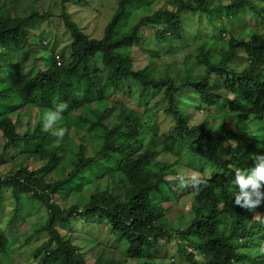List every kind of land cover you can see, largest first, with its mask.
I'll return each instance as SVG.
<instances>
[{
    "label": "trees",
    "instance_id": "1",
    "mask_svg": "<svg viewBox=\"0 0 264 264\" xmlns=\"http://www.w3.org/2000/svg\"><path fill=\"white\" fill-rule=\"evenodd\" d=\"M70 1L86 0H62L59 21L71 35L69 58L66 61L57 58L54 52L47 68L26 72L21 70L20 63L13 62L12 53L14 50L24 54L33 52L29 36L34 35L31 29L42 15L38 11L21 15L12 11L15 0H0V93L11 90L6 95L9 102L0 101V139L4 141L0 154L3 169H0V208L4 205L1 201L4 189L11 190L19 201L23 193L32 192L45 203L48 219L35 232L47 233L48 239L31 246L35 264H88L87 251L75 243V233L64 234L57 224L77 217L91 222L93 215H99V224L108 222L111 233L121 235L123 254L135 261L132 264H173L171 260H160L159 250L164 239L176 247L182 264H264V253L259 251L264 244V199L252 209L236 205L239 186L234 184L237 170L246 176L254 175L257 165L264 163V137H257L261 133L253 134L252 127L248 129L254 125L248 118L264 117V33L255 29L250 38L237 37L226 27L232 17L237 18L244 10L251 11L264 23V0H228L227 3L219 0L214 6L211 0H168L172 9L144 16L138 22L128 8L129 3L138 0H117L115 12L100 38L87 34L72 18L67 10ZM196 11L220 18L217 34L213 35L219 37L218 48L214 42L209 44L204 39L194 55H188L193 56V66H187L186 56L180 69L171 64L161 68L157 62L161 57L160 43H156L148 53L142 54L146 58L145 66L136 65L138 49L151 40L145 37V27H152L153 34L164 42L175 37L180 39L186 31L184 15ZM161 20H164L161 22L164 29L158 27ZM237 63H241L240 67ZM94 74H103L105 77H100L107 79L108 88L96 87ZM218 80L233 97H225L229 105L226 112L215 114L211 107L224 102L217 90L219 87H215ZM121 89L135 94L144 111L149 101L144 100L152 90L151 98L160 96L155 102L163 101L153 109L158 107L171 115L175 119L173 127L162 132L156 109L154 113L149 109L155 121L147 113L141 118L143 112L133 109L108 127L103 122L105 115L98 114L93 104ZM16 96L21 99L20 104L15 103ZM61 102L68 105L62 114L61 123L67 130L62 146L46 147L50 132L41 127V122L33 131L18 130L19 110L24 108L32 113L36 109L44 114ZM184 107L190 111L205 110L216 118H235L238 114L237 127L223 126L218 133L208 134L209 120L190 123L182 112ZM4 108L11 109L4 111ZM75 112L80 114L74 116ZM84 126H88L89 133L100 131L91 141L95 152L87 156L86 146L82 144L66 180L49 183L47 173L41 174L43 168L36 165L4 170L11 149L21 144L28 149L25 153L43 160L45 166H52L50 171L57 168L62 161L61 149L70 141L71 130ZM243 151L249 154L245 163ZM162 152L176 154L183 162L158 160ZM258 156L262 158L257 159ZM182 164L199 176L180 177L178 167ZM173 174L178 177L171 178ZM105 176L120 180L124 201H118L106 190L88 195L76 180L79 178L85 183ZM71 182L77 184L74 190H78L80 201L65 208L53 198L73 188ZM260 183L259 191L264 193V181ZM164 187L174 198L186 196L190 202L187 219H180L178 225L167 216L163 204L153 198V194H162ZM174 187L182 190L183 195L178 196L177 189L172 190ZM246 191L256 200L251 185ZM18 216L22 218L21 213L15 212L9 224ZM1 239L0 264H21L13 255L15 242ZM32 239L33 235L29 234L27 243ZM128 261L97 258L93 264H129Z\"/></svg>",
    "mask_w": 264,
    "mask_h": 264
},
{
    "label": "rangeland",
    "instance_id": "2",
    "mask_svg": "<svg viewBox=\"0 0 264 264\" xmlns=\"http://www.w3.org/2000/svg\"><path fill=\"white\" fill-rule=\"evenodd\" d=\"M15 2L12 11L20 13L21 15H27L33 11H38L42 17L39 19L40 21L37 22L35 27L31 29V33L34 35L32 37L29 36V42L32 44L31 49L33 52L24 54L23 51L17 52L14 50L12 53L13 62L17 64L20 63L22 71L27 72L29 69H32L33 72H35L37 69H45L51 64L54 52L57 57H62L66 61L71 54V35L67 31L64 23L59 21L61 18L60 14L63 11L62 0H15ZM222 2L227 3L228 0H222ZM116 3L117 0H86L85 2L80 1L77 3L70 1L67 4V10L87 34L92 37L100 38L103 36L106 24L115 12ZM211 4L212 6L218 5L219 0H211ZM128 8L133 11L134 20L138 22L144 16H152L160 11L172 9V5L168 3V0H138L129 3ZM184 16L186 24V31L183 34L184 37L180 39L179 37L172 38L170 42H164L163 40L158 39L156 35L153 34L154 30L152 27H145V37H151V40H149L144 47L138 49L139 53L137 52L135 60L137 66H145L146 58L142 54L148 53L156 43L157 45L160 43L159 49H161L162 58L159 57L157 62L161 68H168L169 64H171L176 66V69H180L182 60L189 54L194 55L199 43L204 39H206L207 42L209 41V44L214 42L215 47L218 48L219 37L214 38L213 35L217 34V26L220 25V18H217L215 14L208 17L202 11L187 12ZM161 22H164V20L159 21V25H157L164 29ZM151 23L155 24V22ZM226 25L228 28L227 31H230V34L237 35V37L242 36L250 38L255 29H259L260 34L264 33V23L261 20H257L249 10H244L237 18L232 17ZM230 34H227L228 37ZM222 36L227 37L226 35L224 36V33ZM151 43L152 45L148 46V44ZM185 59H187V66L194 65L193 56H188ZM243 62H245V58L242 59V64ZM240 65L241 63H237V66L240 67ZM100 76L105 77L103 74H94L96 87L101 89L108 88L107 79H103ZM216 83L215 87H219L217 90L221 93L224 102L221 105L211 107V111L215 114L224 113L228 110L229 106L225 97H230L232 99L233 95L225 91V88L222 87V81L218 80ZM149 91V94L146 95L144 100H149L146 104L145 111L144 106L139 104L135 94L125 93L126 90L124 89L118 91L115 90L110 93L108 96L109 98L104 97L102 100L95 101L93 109L97 111L98 114L103 113L105 115L103 122L108 127H112L120 120L122 115H126V113H129L133 109L138 112H143L141 118L147 113L151 121H155L153 113L156 109V118L163 130L162 132L165 133L173 127L175 119L171 115H167L163 110L158 109V107L163 104V101L155 102L160 96L153 99L151 98L153 91ZM10 92V89L3 90L0 93V101L4 103L9 102L6 95ZM21 102V99L16 96L15 103L20 104ZM155 106L158 107L153 109ZM10 109L11 108H4L3 110L10 111ZM149 109H151L153 113L150 112ZM182 112L186 119L192 124L204 123L206 121L205 119H208L209 122L206 124L208 134L218 133L223 126L232 129L237 127L236 117H238V114H236L235 118H216L212 114L208 115L205 110L190 111L186 109V107L182 108ZM79 114L80 112H75L74 116H78ZM42 117L43 114L36 109L31 113L23 108L18 111L16 118L17 128L21 133L33 131L40 122L43 124ZM248 120L254 124L250 125L248 129L251 130L252 127V129H254L253 134L261 133L260 136L257 137H264V117L257 118L253 115L248 118ZM62 121L63 118L61 117L60 121L53 124L52 127L47 130L50 132V135L45 142L47 148L56 149L64 143V136L63 138H57L52 135L57 127H64L61 123ZM41 127L43 126L41 125ZM87 127L88 126H84L71 130L70 141L61 149L60 155L62 161L57 168L50 171L52 166H45L43 160L34 159L29 153H25V149L27 150L26 152H28V149L26 145L21 144L14 149H11L10 155L7 157V161H5L6 164L4 165V170L13 166H15V169H19L21 166L31 168L36 165L37 168H43L41 174L47 173L46 178L49 183H54L57 180H66L74 166V162L79 156L82 144L86 146L85 154L87 156H91L95 152V146H93L91 141L100 133V131L94 133L91 131L89 133V128ZM3 143L4 141L0 139V154L3 148ZM248 158L249 154L246 153V151H243V162H247ZM181 159V157L170 152H162L158 157V160L168 163L183 162ZM178 168L179 173L181 174L180 177L185 175L188 177L199 176L197 172L183 167V164ZM0 169L3 171L2 168ZM8 171H10V169L7 170V172ZM175 177L178 176L173 174L171 178ZM76 180H78V184L82 188V191L88 193V195H91L96 191L106 190L114 195L118 201H124V189L119 179L105 176L102 178L98 177L85 183H81L79 178ZM71 183L73 188L70 187L66 190L64 193L65 195H55L53 198V201H56L65 208L73 207L80 201L78 190H74L77 184H74V182ZM175 189L177 188L174 187L172 190ZM177 193L179 194L178 196L183 195V191L180 189H177L176 194ZM174 196L175 195L166 187L163 188L162 194H153V198L157 202H161L165 207L167 216L178 225L180 219H187L190 202L187 200L186 196L175 198ZM1 201L4 202V205L0 208L1 240L7 239L10 242H15V249L13 248L15 251L13 252V255L21 262V264H35L31 253V246L36 247L41 242L48 239L47 233L35 232V230L40 228L48 219V211L45 203L34 197L32 192L23 193L22 198L19 201L9 189H4L1 195ZM15 212L21 213L22 218L18 216L15 222L10 225L9 220L13 217ZM98 218L99 215H93L91 218L92 221L87 222L77 217L71 219L70 222L58 223L57 225L59 230L64 234L75 233V243L81 245V247L83 249L85 248L87 251L85 261L88 264H93L97 258H100L103 261H108L109 259H118L121 261L129 260V264L134 263V260L130 261V259L126 258V255L123 254V248L119 243L121 235L115 232L114 234L111 233L109 230L110 224L108 222L99 224L97 220ZM29 234L33 235L30 244L27 243ZM162 244L163 245L159 250V253L162 255L160 259L161 261L171 260L173 264L183 263V259L178 255L176 247L173 244L168 243L165 239L162 240ZM19 247L20 249L18 250Z\"/></svg>",
    "mask_w": 264,
    "mask_h": 264
},
{
    "label": "clouds",
    "instance_id": "3",
    "mask_svg": "<svg viewBox=\"0 0 264 264\" xmlns=\"http://www.w3.org/2000/svg\"><path fill=\"white\" fill-rule=\"evenodd\" d=\"M58 58V57H57ZM67 103L61 102L55 105L53 110L46 111L43 114V129L47 131L52 127L53 124H56L61 120L62 114L67 109ZM65 127H57L56 130L52 133L53 136L57 138H63L66 133ZM261 156H258L257 159H261ZM264 181V163L257 165L254 175H245L242 171L237 170L236 176L234 179V184L239 186V191L235 194V204L241 205L249 209L254 208L255 206L261 203V200L264 199V193L259 191L261 188V183ZM251 185L253 191L256 195V200H252L251 196L246 189ZM243 201V204L241 203ZM260 253H264V244H261L259 248Z\"/></svg>",
    "mask_w": 264,
    "mask_h": 264
}]
</instances>
